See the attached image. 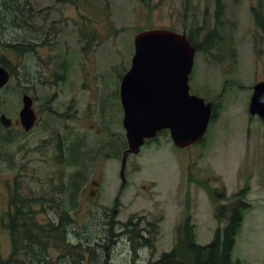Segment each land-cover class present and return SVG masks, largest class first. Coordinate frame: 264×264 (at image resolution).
<instances>
[{"label":"rangeland","instance_id":"rangeland-1","mask_svg":"<svg viewBox=\"0 0 264 264\" xmlns=\"http://www.w3.org/2000/svg\"><path fill=\"white\" fill-rule=\"evenodd\" d=\"M221 3L217 19L215 0H31L33 18L21 24L0 0L9 67L0 115L12 121L0 124V264H147L172 249L188 216L195 243L208 244L226 225L214 212L237 201L248 207L232 261L264 264V122L249 113L264 81V33L252 9L264 15V0ZM152 29L192 36L189 93L211 102L212 116L197 145L176 148L165 131L129 154L122 183L120 83L135 36ZM24 94L37 116L29 132L15 124ZM20 203L33 213L30 227L62 224L42 256L39 246L15 251L9 225ZM129 220L136 229L124 235Z\"/></svg>","mask_w":264,"mask_h":264},{"label":"water","instance_id":"water-1","mask_svg":"<svg viewBox=\"0 0 264 264\" xmlns=\"http://www.w3.org/2000/svg\"><path fill=\"white\" fill-rule=\"evenodd\" d=\"M195 47L186 34L167 29L138 33L134 39V55L130 69L121 78L120 102L122 126L127 149L122 160L120 177L129 154H137L145 141L168 130L176 148H190L200 143L212 116L211 102L189 93V76L194 63ZM9 81L8 71L0 65V90ZM30 97L22 98L19 124L28 132L36 122ZM249 113L264 122V81L253 88ZM3 128H10L11 119L0 115Z\"/></svg>","mask_w":264,"mask_h":264},{"label":"trees","instance_id":"trees-1","mask_svg":"<svg viewBox=\"0 0 264 264\" xmlns=\"http://www.w3.org/2000/svg\"><path fill=\"white\" fill-rule=\"evenodd\" d=\"M221 2L222 0H215L217 19H220L224 14V5ZM2 3L7 14L6 17H9L13 22L16 20L15 23L18 22L23 24L26 23L27 20H32L34 11L31 0H2ZM252 13L256 24L260 26V30L264 33V15H260V12L254 9H252ZM187 38L196 50L199 49L190 34L187 35ZM206 38H208V36H206ZM206 38L204 43H207V47H210L213 40H216L214 32L209 40ZM22 43H26V45L24 47H18L21 43H16L18 46L12 45V48L15 49L16 52H23V48H28V40H24ZM3 62L4 59L2 60V63ZM5 68L9 69L8 66H5ZM241 193H243V191L238 192L234 198L243 196ZM221 197V195H217L218 201L221 200ZM224 200H226L225 196ZM20 207L21 203L19 205L15 204L16 209L14 212H16V215L9 225L15 251L22 250L24 255L28 256L30 253L34 252L36 246H39L40 255L42 256V251L46 248V243L44 242L46 237L54 232L59 233L62 224L58 227L50 226L51 229L49 230H44L43 228L34 229L30 227L33 213L22 212ZM247 207L248 206L239 201L230 206L218 207V212H214V216L217 220L224 218L223 222H225L226 225L222 229L218 228L214 233L213 239L206 245L195 243L194 228L188 216L183 225L178 228L176 242L172 249L169 252L163 253L156 261H151L147 264H240L239 262L232 261V250L235 244V237L241 226L242 213ZM226 208L230 209L226 210ZM19 212H22V214ZM122 227L124 235H133L136 229L132 220L123 224ZM141 239L145 244L150 246L149 239ZM34 256H36V254H34ZM41 263L44 264V260Z\"/></svg>","mask_w":264,"mask_h":264},{"label":"flooded vegetation","instance_id":"flooded-vegetation-1","mask_svg":"<svg viewBox=\"0 0 264 264\" xmlns=\"http://www.w3.org/2000/svg\"><path fill=\"white\" fill-rule=\"evenodd\" d=\"M5 61H6V60H4V62L2 63L1 58H0V65L3 66L4 68H5V66H6ZM6 69H7V68H6ZM2 89H3V88H2ZM2 89H1V90H2ZM1 90H0V91H1ZM24 96H28V97H30L29 95L24 94V95L22 96V98H23ZM30 98H31V97H30ZM31 100H32V99H31ZM32 103H33V100H32ZM33 111H34V110H33ZM34 113H35V112H34ZM35 115H36V114H35ZM36 117H37V116H36ZM18 123H19V122H15V124H18ZM11 127H12V125H11ZM11 127H10V128H11ZM7 129H9V128H7ZM23 130H24V129H23ZM29 131H30V130H29ZM29 131H28V132H29ZM165 131H168V130L160 131V132L157 134V136H158L161 132H165ZM25 132H26V131H25ZM157 136H156V137H157ZM156 137H155V138H156ZM152 140H153V139H152ZM148 141H150V140L145 141V143H147Z\"/></svg>","mask_w":264,"mask_h":264}]
</instances>
